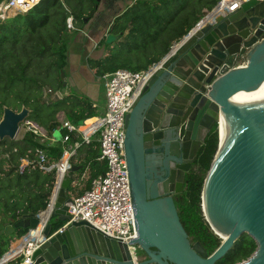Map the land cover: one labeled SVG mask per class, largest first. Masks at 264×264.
Listing matches in <instances>:
<instances>
[{"label": "water", "instance_id": "1", "mask_svg": "<svg viewBox=\"0 0 264 264\" xmlns=\"http://www.w3.org/2000/svg\"><path fill=\"white\" fill-rule=\"evenodd\" d=\"M111 21L103 27L105 43L117 38L108 33ZM157 64L124 119L123 150L135 238L116 241L86 222H73L56 232L67 219L72 201L65 194L69 185L65 173L78 168L68 166L62 171L60 159L45 210L10 221L2 230L9 235L16 228L27 229L19 238L22 246L26 240H43L32 252L31 264H134L131 258H139L138 250L146 260L135 264H214L244 234L254 241L255 250L237 264H264V103L230 101L234 94L255 90L264 81V1L249 0L225 15L206 11ZM63 78L61 71V93ZM28 115L25 107L13 111L3 106L0 141L15 140ZM220 116L223 144L218 138L200 201L205 222L224 238L207 255L198 242L190 245L172 195L180 192L184 173L211 128L218 129ZM53 136L58 140L56 132ZM167 142L175 143L174 150L170 144L166 148ZM154 154L180 155V159L170 164L174 171L161 175L163 168ZM51 218L55 227L48 222ZM39 222L44 224L42 231L29 237ZM11 250L0 257V264L9 261Z\"/></svg>", "mask_w": 264, "mask_h": 264}, {"label": "trees", "instance_id": "2", "mask_svg": "<svg viewBox=\"0 0 264 264\" xmlns=\"http://www.w3.org/2000/svg\"><path fill=\"white\" fill-rule=\"evenodd\" d=\"M100 1L39 0L26 12L0 20V116L3 106L13 111L25 107L29 110L28 121L43 128L47 137L58 129L61 138L67 133L56 120L58 111L76 125L95 117V110L85 97L64 94L60 100H54L52 95L62 88L60 72L70 34L85 27L94 17ZM202 2L204 0L133 1L109 26L108 33L117 38L105 43L102 36L97 47L102 48L103 54L98 59H88V67L99 78L118 69L147 70L157 64L217 0H207V5ZM68 18L73 29L67 27ZM67 136L68 140L62 141L64 144L79 145L69 162L80 166L70 173L69 182L78 181L85 168L89 176L83 186L68 185L65 193L74 198L90 187L92 179L105 173L106 164L98 160L96 141L84 142L75 132ZM64 144L49 146L45 138L25 130L17 140L0 141V257L7 252L11 241L27 232V229L16 228L4 235L3 227L10 221L45 210L55 180L54 166L62 156ZM217 146V130L213 126L198 148L184 176L183 189L174 200L178 219L188 238L198 242L207 255L221 242L205 222L200 201L202 183ZM37 151L44 154L42 165L49 169L39 167ZM48 222L56 226L54 218ZM254 250V241L241 235L214 264H237Z\"/></svg>", "mask_w": 264, "mask_h": 264}, {"label": "built area", "instance_id": "3", "mask_svg": "<svg viewBox=\"0 0 264 264\" xmlns=\"http://www.w3.org/2000/svg\"><path fill=\"white\" fill-rule=\"evenodd\" d=\"M38 1L0 0V20L16 13H24ZM247 1L249 0H217L211 11L215 15H225L238 10ZM256 1L262 2L264 0ZM67 27L73 29L69 18L67 19ZM158 67V64H154L147 70L138 72L118 69L111 74L104 75L102 77L105 93L104 112L101 117L95 120L91 130L86 134L81 130L85 121L82 125H76L69 121L61 123V127L67 133L62 141H67V135L73 132L78 133L84 142L89 141L93 134H98V160L105 162L106 170L102 176L91 180L90 187L86 191L72 198L71 203L68 204L67 219L56 232H61L73 222H86L105 237L116 241L126 243L135 238L134 210L123 150L124 119L140 96L145 83ZM23 127L25 131L31 132L34 136L44 138L42 130L33 122L26 121ZM44 159V154L37 151L39 167L49 169V167L42 165ZM63 166L64 169L68 167L66 163ZM41 223L38 226L39 232L44 227L43 222ZM37 231L38 228L29 231L28 236L32 237L39 233ZM26 241L17 253L10 254L9 261L4 264H31L30 256L43 240L38 238L36 241Z\"/></svg>", "mask_w": 264, "mask_h": 264}, {"label": "crops", "instance_id": "4", "mask_svg": "<svg viewBox=\"0 0 264 264\" xmlns=\"http://www.w3.org/2000/svg\"><path fill=\"white\" fill-rule=\"evenodd\" d=\"M132 2V0H109L107 2L106 0L100 1L94 17L88 21V24H86V26L82 30H75L72 34H70L67 43L68 54L66 57V70H64L65 76L66 78H68V80H66V78H63L66 82L64 87L65 90L63 93H61V91L54 93L52 95L53 99L55 94L58 97L56 100H60L64 94H72L85 97L90 101L92 107L95 110V117H93V119L96 120L97 118L102 116L105 106L103 79L102 77L99 78L94 76L92 70H90V68L88 67L87 60L98 59L102 56L103 50L102 48L97 47V42L101 38L103 33L106 32V29H103V27L109 20H113L116 16L122 13L123 10ZM99 28L101 29L100 31H98ZM242 64L243 62H240L237 65ZM55 117L60 126L63 121H68L62 111H58L55 114ZM39 128L42 130V133L44 132V135H46V137L44 138L47 145L53 146L57 143L64 144L61 140L62 138L58 132V129L54 131V133L56 132V134L59 135V138L58 140H54L53 136L47 137L46 131L41 127ZM97 135V133L93 134L89 138V140L97 142ZM64 145L65 146L63 148L62 156L60 159H62L63 164L66 162L68 166L77 167L78 165H76L75 163H70L69 159L70 157L76 155V148L79 145L77 143L73 144V146L69 143H66ZM79 168L80 166L76 170H78ZM74 171L66 172L64 177L68 178L69 180L70 173ZM88 178L89 176L86 175L85 168L81 173L79 180L69 182V185L71 184L73 186H83L85 185ZM67 193H65L66 196H68ZM70 198L72 199L73 196L71 195ZM41 224L42 223L39 222L38 226H40ZM38 226L36 227L38 228L37 232H39ZM18 244H21L19 238L11 241L9 243V247L13 252L17 253L19 251L18 248H16Z\"/></svg>", "mask_w": 264, "mask_h": 264}, {"label": "bare ground", "instance_id": "5", "mask_svg": "<svg viewBox=\"0 0 264 264\" xmlns=\"http://www.w3.org/2000/svg\"><path fill=\"white\" fill-rule=\"evenodd\" d=\"M230 101L237 104V105H258L264 103V81L256 88L255 90L248 91V92H239L234 94L230 97ZM95 122V119L90 118L85 120L84 125L81 127V130L84 134H86L89 130L92 128V124ZM221 116L218 120V138L220 142L222 143V135H221ZM223 144V143H222ZM63 162L60 165V170L63 171L64 166ZM220 239H223V236H220ZM22 247V244H18L16 248L20 250Z\"/></svg>", "mask_w": 264, "mask_h": 264}, {"label": "flooded vegetation", "instance_id": "6", "mask_svg": "<svg viewBox=\"0 0 264 264\" xmlns=\"http://www.w3.org/2000/svg\"><path fill=\"white\" fill-rule=\"evenodd\" d=\"M175 137H176V136H175ZM169 144H170L171 148L174 150V147H172V145L175 144V143H174V142H169V143L167 142V144L165 145L166 148H168ZM154 156H155V160L158 159L159 162H160V165H161L162 168H163V171L160 172L161 175L164 174L165 170H167L168 172H170V171H174V167H172L170 164H174V163H176V161H177L178 159H180V155H179V156H175V157L166 155V158H164V156H162L161 154H154ZM175 165H176V164H175ZM190 167H191V165H190ZM187 172H188V171H187ZM187 172L184 173V176H185V174H186ZM184 176H183V181H184ZM183 185H184V182H183L182 185H181L180 192H181L182 189H183ZM180 192H179V193H180ZM179 193H177V194H179ZM177 194H173V195H172L173 203H174V200H175V196H176ZM174 206H175V204H174ZM175 209H176V207H175ZM176 212H177V211H176ZM187 238H188V236H187ZM188 241L190 242V245L194 242V241L191 240V238H190V239L188 238ZM138 253H139V255H138L139 258H138L137 260H136L135 258H133V257L131 258V260H132V262H133L134 264L136 263V261L139 262V261H144V260H146V257L144 256V254H143L141 251L138 250ZM131 254H132V252H131Z\"/></svg>", "mask_w": 264, "mask_h": 264}, {"label": "rangeland", "instance_id": "7", "mask_svg": "<svg viewBox=\"0 0 264 264\" xmlns=\"http://www.w3.org/2000/svg\"><path fill=\"white\" fill-rule=\"evenodd\" d=\"M205 1H207V0H204V2H202L203 4H206L207 5V3L205 2ZM99 5V4H98ZM86 24H88V22L86 23ZM86 26V25H85ZM68 46L66 47V51H65V59H64V62H63V70H62V72L64 73V70H66V57H67V54H68ZM66 78V76H65V73H64V79ZM66 80H68V78H66ZM23 131H24V127H23V125H21V127H20V129H19V131H18V133H17V135H16V137H15V140H17V139H19L20 137H21V135H22V133H23ZM43 134H45L44 132H43ZM44 137H46V135H44ZM53 139L54 140H57L54 136H53ZM46 143V142H45Z\"/></svg>", "mask_w": 264, "mask_h": 264}]
</instances>
